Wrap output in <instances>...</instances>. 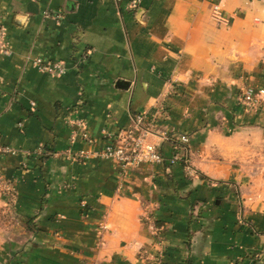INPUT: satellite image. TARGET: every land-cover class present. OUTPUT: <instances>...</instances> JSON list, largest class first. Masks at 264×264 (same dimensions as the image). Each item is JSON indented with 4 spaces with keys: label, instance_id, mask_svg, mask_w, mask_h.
Instances as JSON below:
<instances>
[{
    "label": "crops",
    "instance_id": "0c3cea01",
    "mask_svg": "<svg viewBox=\"0 0 264 264\" xmlns=\"http://www.w3.org/2000/svg\"><path fill=\"white\" fill-rule=\"evenodd\" d=\"M130 1L0 0V264H264V97L236 102L264 89V0ZM160 111L148 140L187 163L102 155L103 129Z\"/></svg>",
    "mask_w": 264,
    "mask_h": 264
},
{
    "label": "built area",
    "instance_id": "2783aa9c",
    "mask_svg": "<svg viewBox=\"0 0 264 264\" xmlns=\"http://www.w3.org/2000/svg\"><path fill=\"white\" fill-rule=\"evenodd\" d=\"M138 1L132 0L129 3V8L133 9L137 6ZM45 16H50L56 20L61 18V14L56 11L52 13H45ZM211 18L217 22L224 24L226 18L218 6L213 5L210 13ZM9 47L5 39V30L0 21V54H8ZM30 62L40 72L46 73L51 76H61L66 72V63L62 60H42L39 57H33ZM264 97V89L253 90L251 88H242L236 96L237 105L244 111L256 110ZM162 115V111L148 117L145 113L140 112L132 117L130 125L118 129L114 132L106 130L101 131L104 140V147L102 155L112 159L122 172L130 168L138 167L139 165H154L163 162L175 164L180 161L187 163L183 158L181 149L177 144L172 148L168 157L163 156L157 149L156 145L148 140V135L151 134L152 128L155 126V121ZM68 124L71 126L70 140H74L76 129L80 131V138L87 144H93L94 139L89 135L83 121L79 119H69ZM178 143H186L187 137L179 135L174 138ZM4 152H12L10 149H3ZM74 160H83L88 158L86 152L80 151L74 155L67 156ZM189 174L191 171L186 167ZM0 190L4 194L13 192L11 182L4 180L0 175ZM104 229L103 224L98 225L97 234L100 235Z\"/></svg>",
    "mask_w": 264,
    "mask_h": 264
},
{
    "label": "trees",
    "instance_id": "16d2710c",
    "mask_svg": "<svg viewBox=\"0 0 264 264\" xmlns=\"http://www.w3.org/2000/svg\"><path fill=\"white\" fill-rule=\"evenodd\" d=\"M27 223H29V222H27Z\"/></svg>",
    "mask_w": 264,
    "mask_h": 264
}]
</instances>
